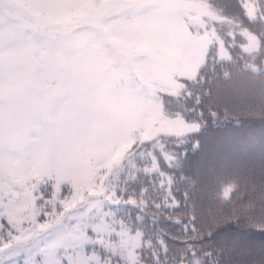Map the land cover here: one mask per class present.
Returning a JSON list of instances; mask_svg holds the SVG:
<instances>
[{"label":"snow or ice","instance_id":"snow-or-ice-1","mask_svg":"<svg viewBox=\"0 0 264 264\" xmlns=\"http://www.w3.org/2000/svg\"><path fill=\"white\" fill-rule=\"evenodd\" d=\"M0 264H264V0H0Z\"/></svg>","mask_w":264,"mask_h":264}]
</instances>
